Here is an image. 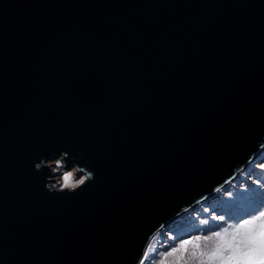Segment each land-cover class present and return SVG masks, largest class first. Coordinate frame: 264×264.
<instances>
[{"label": "water", "instance_id": "95a60500", "mask_svg": "<svg viewBox=\"0 0 264 264\" xmlns=\"http://www.w3.org/2000/svg\"><path fill=\"white\" fill-rule=\"evenodd\" d=\"M262 142L264 0H0V264H136Z\"/></svg>", "mask_w": 264, "mask_h": 264}, {"label": "clouds", "instance_id": "9594fccd", "mask_svg": "<svg viewBox=\"0 0 264 264\" xmlns=\"http://www.w3.org/2000/svg\"><path fill=\"white\" fill-rule=\"evenodd\" d=\"M258 147L264 149V142ZM69 160L73 161L71 167L68 166ZM251 160L249 157V162ZM76 161L77 159L68 152L61 151L54 159L41 158L39 162L34 163V169L50 170L44 184L47 192L74 193L95 179L94 171ZM257 167L264 171V164H258ZM243 169V165L234 168L232 175L214 186L212 192L220 193L226 185L234 188V181ZM248 179L257 189L264 191V184L260 180H253L252 177ZM240 188L248 190L246 184H241ZM224 195L231 197L232 192L228 191ZM206 199L205 194L194 203L199 204ZM191 207L192 205L184 206L181 212L188 211ZM204 211L208 212V209L205 208ZM180 214L177 212L176 216ZM212 219L224 221L225 217L213 214ZM199 223L203 225L208 221L201 219ZM165 228L166 223L161 222L152 230L136 264H264V207L253 215L238 222L229 221L218 230L207 234L197 232L177 239L171 231L165 232ZM162 232L167 237L163 241Z\"/></svg>", "mask_w": 264, "mask_h": 264}, {"label": "trees", "instance_id": "16d2710c", "mask_svg": "<svg viewBox=\"0 0 264 264\" xmlns=\"http://www.w3.org/2000/svg\"><path fill=\"white\" fill-rule=\"evenodd\" d=\"M257 162H251L238 175L234 181L235 187L227 186L222 192L210 197L196 208H193L185 215L177 218L174 223H171L165 232L171 231L177 239L191 235L197 232L207 234L208 232L218 230L225 223L232 221L238 222L247 216L255 214L260 208L264 207V191L256 188L248 177L253 180H260L264 184V171H261L257 165L264 164V150L256 157ZM246 184L248 190H241L240 185ZM231 191L232 196L227 197L224 193ZM207 208L208 212L204 209ZM213 214L216 216L225 217L224 221L212 219ZM201 219L207 220V224H200ZM167 237L161 233V240ZM170 244L173 242H169Z\"/></svg>", "mask_w": 264, "mask_h": 264}, {"label": "rangeland", "instance_id": "374dc122", "mask_svg": "<svg viewBox=\"0 0 264 264\" xmlns=\"http://www.w3.org/2000/svg\"><path fill=\"white\" fill-rule=\"evenodd\" d=\"M256 162V161H255ZM250 164V163H249Z\"/></svg>", "mask_w": 264, "mask_h": 264}]
</instances>
